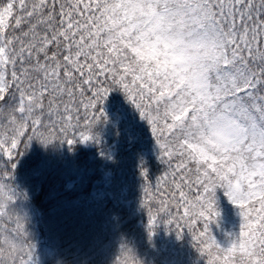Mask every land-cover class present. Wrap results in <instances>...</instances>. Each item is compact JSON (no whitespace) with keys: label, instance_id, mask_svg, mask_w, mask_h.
<instances>
[{"label":"snow or ice","instance_id":"1","mask_svg":"<svg viewBox=\"0 0 264 264\" xmlns=\"http://www.w3.org/2000/svg\"><path fill=\"white\" fill-rule=\"evenodd\" d=\"M119 88L165 171L145 176L149 235L187 231L206 264H264V0H0V264H33L9 183L35 139H93ZM239 210L226 246L215 190ZM115 264H140L124 246Z\"/></svg>","mask_w":264,"mask_h":264},{"label":"trees","instance_id":"2","mask_svg":"<svg viewBox=\"0 0 264 264\" xmlns=\"http://www.w3.org/2000/svg\"><path fill=\"white\" fill-rule=\"evenodd\" d=\"M100 107L106 119L102 117L91 130L95 162L107 163L110 186L123 192L130 208L96 196L92 185L96 176L88 173L90 153L82 149L79 139L71 146L59 141L42 145L33 139L8 179L21 193L13 207L24 216L35 246L33 264L41 247L48 248L51 256L38 264H115L122 246L140 264H206L187 231L178 239L160 223L149 235L147 212L141 204L145 183L141 171L154 183L165 165L157 158L149 125L119 88ZM215 201L219 216L209 229L224 247L239 230V210L222 188L215 190Z\"/></svg>","mask_w":264,"mask_h":264},{"label":"rangeland","instance_id":"3","mask_svg":"<svg viewBox=\"0 0 264 264\" xmlns=\"http://www.w3.org/2000/svg\"><path fill=\"white\" fill-rule=\"evenodd\" d=\"M92 140H89L87 142L81 143L82 149L86 150V152L90 153V164H91V170H89L88 173H91L92 175L96 176L95 181H93V189L96 193V196L102 197L106 201H110V203L126 207L127 209L130 208V203L126 201L125 195L121 190H116L110 186V172H108V168L106 166V162L101 161L100 163H96L95 161V154L94 149L92 146ZM96 190V191H95ZM157 239L160 242V236L157 234ZM161 244V242H160ZM152 247L156 248V245L154 242H152ZM50 255V250L45 247H41L40 250L36 253V262L37 264L40 262H43L46 260L47 257Z\"/></svg>","mask_w":264,"mask_h":264},{"label":"clouds","instance_id":"4","mask_svg":"<svg viewBox=\"0 0 264 264\" xmlns=\"http://www.w3.org/2000/svg\"><path fill=\"white\" fill-rule=\"evenodd\" d=\"M38 141V140H37ZM39 142V141H38ZM40 143V142H39ZM42 144V143H41ZM42 145H44V144H42Z\"/></svg>","mask_w":264,"mask_h":264}]
</instances>
